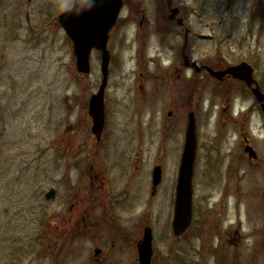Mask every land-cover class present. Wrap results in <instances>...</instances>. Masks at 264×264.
I'll return each instance as SVG.
<instances>
[{
	"label": "rangeland",
	"instance_id": "obj_1",
	"mask_svg": "<svg viewBox=\"0 0 264 264\" xmlns=\"http://www.w3.org/2000/svg\"><path fill=\"white\" fill-rule=\"evenodd\" d=\"M73 2L0 0V264H92L89 237L67 246L72 235L63 242L65 235L54 229L62 220L67 225L62 201L68 194L83 196L94 216L103 212V207L88 205L89 159L82 150L89 141L83 120L101 85V61L92 55V75L78 79L73 44L58 18ZM172 2L165 6L163 0H127L126 19L108 42L113 64L103 97L106 120L111 129L115 122L120 124L130 145L141 130L146 162L160 154L164 175L158 197L153 202L145 197L143 207L136 197L123 203L119 197L110 200L126 207L123 227L130 238L140 217L154 223L153 264H219L216 239L210 237L216 216L194 225L183 239L172 235V183L188 115L193 113L198 135L193 210L199 204L204 211L217 200L204 186L209 174L216 173V164L207 161V150L213 158L221 156L220 148L237 146L234 123L242 100L247 103L250 98L241 96L238 86H227L221 110L219 101L203 88V76L184 70L182 51L197 67L207 62H248L264 90V0ZM172 9L178 10L173 20ZM169 111H175L174 116L168 117ZM251 118L249 135L255 142L262 135L263 112L255 109ZM72 125L77 126L76 133L67 131ZM73 148L75 162H67ZM58 152H63V160ZM151 187L147 185L145 195ZM50 189L58 192L57 202H45ZM55 220L54 227L47 223ZM59 244L66 249L58 252ZM135 256L130 241L112 260L135 264Z\"/></svg>",
	"mask_w": 264,
	"mask_h": 264
},
{
	"label": "flooded vegetation",
	"instance_id": "obj_2",
	"mask_svg": "<svg viewBox=\"0 0 264 264\" xmlns=\"http://www.w3.org/2000/svg\"><path fill=\"white\" fill-rule=\"evenodd\" d=\"M163 1L165 6H170V4L172 6V0ZM168 2H170L169 5ZM126 4L127 0H122L123 8L114 27L109 31V40L115 33L118 25L126 19V16L124 15ZM121 26L124 25L121 24L120 27ZM109 50L110 48L108 45L107 51ZM94 54L99 56L101 61V53L94 49L92 50L91 56ZM182 58L183 61L187 58L190 63L186 66L185 62H183L184 70L189 72L194 70L196 72V69L192 66V62L195 61H192V59L186 56L183 51ZM242 63H246L252 68L253 78L255 79L253 65L248 62L229 65L219 61L207 62L199 65L200 72H196L203 76V88L209 92L212 100H214L213 98H216V100L219 101L221 110L225 109L223 98L224 89L227 86H230L231 88L238 86L237 88L242 94L241 96H248L250 98V102L247 101V103L246 100L243 99V106L239 108L236 123L240 124L242 128L234 123V126H237V129L235 130L236 135L234 136V144L237 146L234 148H232V146L220 148L221 156L213 158L210 157L207 150V161L216 164V173L213 171L209 174V178L206 180L204 186L206 188V193L208 190L215 193L214 196L216 195L217 202L215 201L204 211H202L201 206L198 204L197 209L195 208L192 210V220L189 228L181 237L182 239L185 238V236H187L192 230L193 226L196 224L197 226L201 225L205 218H213L216 216L217 224L214 226V229H211L210 237L216 239V248L219 252V264H264V150L262 147L264 146V119L261 127L262 135L259 140L254 142L249 135L252 119L251 114L256 109L261 110L264 116V110L262 105L257 102L252 92V89L255 88L256 85H253L250 88L246 83L234 78L230 74H220L219 78L214 74L225 72L229 67L237 66ZM112 64L113 57L112 53H110L108 79L111 73ZM76 72L78 73L77 69ZM92 72L93 64L91 60L90 73L87 75L79 74L77 77L81 80L83 75L85 77H90ZM101 77L102 83V72ZM259 84L260 83H257V86L259 87L260 92L264 95V90L261 88V84L260 86ZM105 111L104 105V122L102 128L99 126L93 129V119L89 115L83 120L85 127L89 129V141L82 148L84 152L83 154L87 155L89 159L87 184L90 204L88 205L90 208L95 207V209L103 207V212L94 216L92 212L89 213V210L87 211L88 207L85 206L83 196L80 197L79 195H76L75 197L70 198V194H68L66 200L64 199V201H62V208L67 206L65 210L67 213V225H63L64 221L62 220L61 227L57 225L54 229L60 231V234L65 235L63 242L66 240V236L69 234L72 235L69 242H67V246L75 244L77 240L87 239L89 237V240L93 241V255L91 256L92 264H110V262L114 261L119 264V259L112 260L113 254L121 252L126 246H128L130 241H133V247L136 250L134 261L135 264H139L138 245L143 238L146 228H150L153 234L154 223L145 220V217L143 216L140 217L139 219L141 220L136 222V231L131 233L130 238V233H128L127 229L123 227L126 222V217L123 216L124 212H126V207H117L115 203H111L110 198L119 197L121 198L120 203H123L128 202L132 197H136V199H138V206L143 207L146 202L142 203V200L145 197H148V199L145 198L147 202H149V200L151 202L154 198L158 197V188L164 180L162 164L159 163L160 154L156 155L154 162H146V151L142 146L144 133L141 130L137 131L135 134V140H132L133 145H130V139L124 136L120 124L117 126L115 122L111 129L106 120ZM174 112L175 111H169L167 116H174ZM232 112L235 114L236 111L234 108ZM245 116H247L246 120H244ZM67 131H73L76 133L77 126H69ZM124 142L130 146L123 147ZM76 150L77 148H73L74 154L71 159L67 160V162L71 160L75 162ZM78 150H80V148ZM62 155L63 152H58V157L60 156L59 160H63ZM72 166L73 168L76 167L74 165ZM156 168L161 169V181L159 185L154 188L153 175ZM145 180L149 181V183L146 184ZM177 181L178 171L175 176V181L172 183L174 190V196L172 194L174 204L176 199ZM150 183L152 186L150 194L148 193L145 195L147 185H150ZM50 191H54V195L48 199L47 194ZM59 197L60 196L55 189H50L45 194L44 198L45 202L49 203L52 201L57 202L60 199ZM193 201L194 198L192 197V208ZM215 208L217 209L216 211H214ZM204 213L209 215L204 216ZM53 214L58 215L59 213L53 212ZM51 219L53 220V218ZM62 219H64V217ZM54 222L57 221H48L47 223L54 227L56 226ZM181 238H175V240ZM153 243V248H155L154 235ZM64 247L63 244H59L57 251L59 252L66 249V247ZM154 255L155 249L152 257V264L154 261Z\"/></svg>",
	"mask_w": 264,
	"mask_h": 264
},
{
	"label": "water",
	"instance_id": "obj_3",
	"mask_svg": "<svg viewBox=\"0 0 264 264\" xmlns=\"http://www.w3.org/2000/svg\"><path fill=\"white\" fill-rule=\"evenodd\" d=\"M31 1V0H28ZM170 4V2H169ZM122 10V0H75L72 8L59 16V23L73 44V54L76 58V69L81 74H89L91 69V52L93 49L101 52V72L103 80L99 91L90 100L89 116L96 127L103 126L104 122V90L108 81V68L110 54L107 51L109 31L114 27ZM177 9H172L169 19H175ZM185 65L188 59L185 58ZM190 64V63H189ZM196 72L200 68L192 63ZM230 74L234 78L246 83L248 87L256 85L252 92L262 105L264 110V95L260 92L253 78L252 68L242 63L229 67L225 72L214 73L218 78L220 74ZM100 128V129H101ZM197 150L196 122L194 114L190 113L187 119L185 143L178 174L176 199L174 206V218L172 222V234L175 238H181L187 231L192 220V196H193V169ZM161 181V169L156 168L153 175V187H157ZM54 191L47 194L51 198ZM97 253V252H96ZM153 234L150 228H146L142 240L138 245L139 264H152Z\"/></svg>",
	"mask_w": 264,
	"mask_h": 264
},
{
	"label": "bare ground",
	"instance_id": "obj_4",
	"mask_svg": "<svg viewBox=\"0 0 264 264\" xmlns=\"http://www.w3.org/2000/svg\"><path fill=\"white\" fill-rule=\"evenodd\" d=\"M109 41V40H108ZM107 46H108V44H107ZM94 50V49H93ZM96 50V49H95ZM98 51V50H97ZM101 53V52H100ZM192 63H194V62H192ZM109 65H110V62H109ZM109 69V68H108Z\"/></svg>",
	"mask_w": 264,
	"mask_h": 264
}]
</instances>
